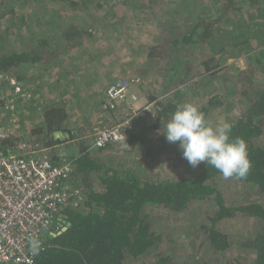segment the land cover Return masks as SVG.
Listing matches in <instances>:
<instances>
[{"label": "rangeland", "instance_id": "obj_1", "mask_svg": "<svg viewBox=\"0 0 264 264\" xmlns=\"http://www.w3.org/2000/svg\"><path fill=\"white\" fill-rule=\"evenodd\" d=\"M83 1L0 0V50L40 55L37 61L25 60L5 74L16 79L21 93L29 94L26 100L14 99L13 112L0 111L4 118L13 115L19 119L14 138L18 144L37 142L44 147L45 142H40L45 133L39 138L32 135L43 126L44 109L64 108L66 126L81 132L86 144L94 127L120 122H129L128 138L135 134L141 141L132 148L122 142L91 151L93 158L135 168L137 174L152 181L196 175L203 162L194 168L177 148L166 150L160 145L166 141L163 132L172 111L169 120L166 115L164 121L157 123L155 108L191 103L199 109L209 98H217L220 106L209 110L207 122L215 126L235 121L247 103L239 92L248 85L242 83V78L238 81V77L245 73L252 85L264 87V44L258 40L244 42L241 47H249L245 53L237 54V49L232 48L229 51L235 52L229 53L233 56L225 54L220 45L228 44L226 35L232 33L234 25H224V20L217 17V7L220 3L227 5V0H129L128 5H123L124 0ZM233 1L242 8L230 22L235 24L242 21L243 13H249L251 5L247 0ZM254 3L262 11L248 14L251 23L264 25V0ZM232 5L230 2L229 7ZM200 22L212 23L216 42L213 40L206 47L181 44V35ZM67 24L78 27L83 36L74 35L64 43L62 27ZM204 62L209 69L204 68ZM117 83L124 85L123 98L114 101L108 90ZM3 91L5 96L10 93L9 88ZM259 141L264 143V133ZM125 143L128 145L127 140ZM217 184L229 206L256 200L264 207V196L256 188L225 178ZM215 208L212 199L195 202L178 214L149 208L148 220L162 237L154 253H168L175 263L197 264L208 258L215 261L218 256L204 244L199 228ZM262 226L260 220L243 215L222 221L217 228L229 235L234 245L221 258H237L241 264H251V254L241 243ZM149 258L150 255L146 262L132 264H146Z\"/></svg>", "mask_w": 264, "mask_h": 264}, {"label": "trees", "instance_id": "obj_2", "mask_svg": "<svg viewBox=\"0 0 264 264\" xmlns=\"http://www.w3.org/2000/svg\"><path fill=\"white\" fill-rule=\"evenodd\" d=\"M81 2L84 3L83 0ZM230 2H233L232 7H229ZM247 2L251 5L248 7L250 14L252 10L262 11L260 5L254 3L255 0H247ZM128 3L129 0H124L123 5ZM236 4L233 0H227V5L220 3L217 7V17L224 20V25H227L226 27L234 25L230 29L233 30L232 33L226 35L228 44L220 45L225 48L227 52L225 54L229 56H233L230 53L235 52L229 51L232 48L237 49L235 52L237 54L245 53L249 47H241L244 42L253 43L258 40L259 44H264L261 39L264 38V25L251 23L249 13H243V17H240L242 21L230 23L235 20L236 14L242 11V8L236 7ZM67 25L68 27H62L64 43L74 35L79 38L83 36L81 31H77L78 27ZM181 36V44L187 46L201 44L200 46L203 47L211 44L213 40L216 42L214 37H217L212 23L208 22L196 23L191 31ZM176 43V40L172 41V44ZM4 51L5 49L0 50V74L9 73L11 68L14 69L25 60L31 63L40 57L38 52L26 55ZM203 66L206 69L210 68L205 62ZM241 75L238 81L242 78L245 81L242 83L248 86L239 94L247 100V103L244 112L230 123L232 129L229 135L231 139L239 137L246 142L251 168L244 179H228L238 180L242 184L256 188L258 193L264 196V143L259 141L264 133V87L252 85L245 73ZM217 100V98H209L204 106H200L199 110L204 113L206 121L210 118L209 110L220 106V103L217 105ZM176 109L177 107L171 106L155 108L157 123L164 121L167 116L169 120V113L171 111L173 113ZM66 120L64 108L47 106L43 111V126L35 129L32 135L39 138L42 132L45 133L44 148L65 142L70 149H75V154L55 153L50 156L38 154L37 157H47L53 166L70 165L73 172L68 182L80 187L84 203L79 207H69L61 211L57 216L58 219L54 220L52 227L46 232L43 240L44 248L36 255L34 264H132L146 262L148 255L151 258L146 264H185L175 263L168 253L161 251L154 253L162 237L161 233L155 231L150 224L148 209L159 207L178 214L187 211L193 203L208 199L215 200L216 208L212 216H208L199 228L204 244L218 257L215 261L208 258L198 261L197 264H241L242 261L237 258H221V254L228 251L234 242L229 235L217 228L222 221L239 215L260 220L263 224L259 231L248 237L241 245L250 252L251 264H264L263 204L254 200L238 205H227L217 184V181L224 177L214 167L203 163L196 175L177 180L152 181L137 174L135 168L108 164L90 156L88 146L84 142L85 136L67 127ZM54 132H66L69 138L65 141L54 139ZM130 133L128 131V135ZM128 135L125 139L128 141V147L132 148L141 143L136 139L135 134L129 138ZM14 137L0 140V156L18 153L19 140ZM73 141L80 143L75 144ZM160 145L166 150L175 148L179 150V142L169 144L162 140ZM167 159L174 161L171 157ZM62 220L69 226L59 225ZM64 227L66 230L62 231Z\"/></svg>", "mask_w": 264, "mask_h": 264}, {"label": "built area", "instance_id": "obj_3", "mask_svg": "<svg viewBox=\"0 0 264 264\" xmlns=\"http://www.w3.org/2000/svg\"><path fill=\"white\" fill-rule=\"evenodd\" d=\"M15 81L0 74V111L13 112L15 98H29ZM4 88L10 89L7 96ZM123 91L124 85L117 83L108 95L118 101ZM18 121L13 115L4 118L0 114V140L17 135ZM129 130V122L94 127L88 135V152L124 142ZM18 150L0 156V264H34L36 255L32 254L30 237H37L43 250L44 236L61 211L84 203L80 187L68 182L73 172L70 165L53 166L48 159L38 158L44 150L37 142L31 145L21 141Z\"/></svg>", "mask_w": 264, "mask_h": 264}, {"label": "clouds", "instance_id": "obj_4", "mask_svg": "<svg viewBox=\"0 0 264 264\" xmlns=\"http://www.w3.org/2000/svg\"><path fill=\"white\" fill-rule=\"evenodd\" d=\"M231 129L228 122L210 125L196 105L185 103L172 113L163 133L168 143L179 142L182 158L190 166L195 168L203 162L214 167L225 179H244L251 168L247 144L239 137L231 139ZM124 144L128 147L125 140ZM30 245L32 254L37 255L40 240L30 237Z\"/></svg>", "mask_w": 264, "mask_h": 264}, {"label": "crops", "instance_id": "obj_5", "mask_svg": "<svg viewBox=\"0 0 264 264\" xmlns=\"http://www.w3.org/2000/svg\"><path fill=\"white\" fill-rule=\"evenodd\" d=\"M40 143H43V141L42 142H40ZM75 143V142H74ZM86 143V142H85ZM31 145H32V143H30ZM39 144V143H38ZM87 146H88V149H89V147H90V141H89V143L88 144H86ZM67 148H69L67 145H66V143L64 142V143H60V144H56V145H54V146H51V147H49V148H44V147H42L41 149H43L44 151L42 152L43 154H42V156L44 155V154H46L47 156H50L51 154H55V153H59L60 155H70V154H73V153H70V154H68V152H74V154H75V149L74 150H72V149H70V151H69V149H66V147ZM39 147H40V145H39ZM89 155H90V152L88 153ZM38 156V155H37ZM44 159H47V157H43Z\"/></svg>", "mask_w": 264, "mask_h": 264}, {"label": "water", "instance_id": "obj_6", "mask_svg": "<svg viewBox=\"0 0 264 264\" xmlns=\"http://www.w3.org/2000/svg\"><path fill=\"white\" fill-rule=\"evenodd\" d=\"M53 138L54 139H59L60 141H65L66 139H68V133L66 132H54L53 133ZM62 224H66L63 220L61 221ZM66 226L68 227L69 224H66ZM66 227L62 228V231H65Z\"/></svg>", "mask_w": 264, "mask_h": 264}, {"label": "flooded vegetation", "instance_id": "obj_7", "mask_svg": "<svg viewBox=\"0 0 264 264\" xmlns=\"http://www.w3.org/2000/svg\"><path fill=\"white\" fill-rule=\"evenodd\" d=\"M59 225H63L62 223H61V221L58 223Z\"/></svg>", "mask_w": 264, "mask_h": 264}]
</instances>
